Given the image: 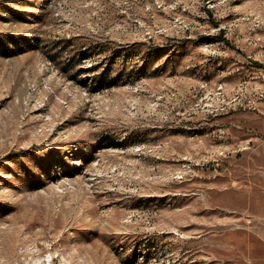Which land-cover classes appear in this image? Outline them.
Here are the masks:
<instances>
[{
  "label": "rangeland",
  "instance_id": "rangeland-1",
  "mask_svg": "<svg viewBox=\"0 0 264 264\" xmlns=\"http://www.w3.org/2000/svg\"><path fill=\"white\" fill-rule=\"evenodd\" d=\"M0 264H264V0H0Z\"/></svg>",
  "mask_w": 264,
  "mask_h": 264
}]
</instances>
